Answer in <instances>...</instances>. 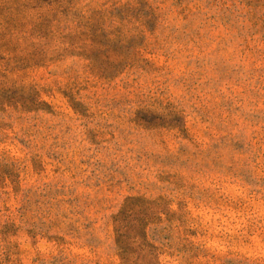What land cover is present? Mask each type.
Returning <instances> with one entry per match:
<instances>
[{"label": "rangeland", "instance_id": "374dc122", "mask_svg": "<svg viewBox=\"0 0 264 264\" xmlns=\"http://www.w3.org/2000/svg\"><path fill=\"white\" fill-rule=\"evenodd\" d=\"M0 264H264V0H0Z\"/></svg>", "mask_w": 264, "mask_h": 264}]
</instances>
